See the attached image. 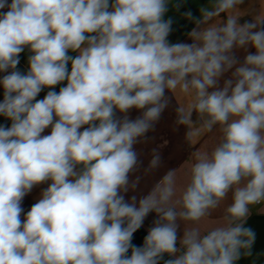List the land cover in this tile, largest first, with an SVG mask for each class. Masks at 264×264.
Instances as JSON below:
<instances>
[{"label":"clouds","instance_id":"obj_1","mask_svg":"<svg viewBox=\"0 0 264 264\" xmlns=\"http://www.w3.org/2000/svg\"><path fill=\"white\" fill-rule=\"evenodd\" d=\"M242 4L184 12L191 42L173 43L172 0H0V264H237L251 254L247 219L264 203V17L241 22ZM177 89L192 102L174 109L176 130L190 143L195 114L216 143L193 153L178 196L175 169L130 196L144 167L136 145L154 139ZM162 162L153 148L145 170ZM221 208L220 223L197 226Z\"/></svg>","mask_w":264,"mask_h":264},{"label":"crops","instance_id":"obj_2","mask_svg":"<svg viewBox=\"0 0 264 264\" xmlns=\"http://www.w3.org/2000/svg\"><path fill=\"white\" fill-rule=\"evenodd\" d=\"M193 1L196 3V10L198 13L195 17L200 15V8L211 7V0ZM236 12L242 16L241 22H243L244 19H251L257 14L264 17V0H244V4L239 5ZM170 18L173 21V31L168 37L169 41L173 43L181 41L190 43L191 41L187 36V33L191 31L194 24L191 21L183 23L180 21V16L176 18L175 15H170ZM225 18L226 14H221L220 17L216 18L215 22H222ZM27 55L28 53L26 51L21 54L20 58L19 67L24 71L27 69ZM2 93L3 89L0 88V100H2ZM44 94L45 93L42 92L40 94V98H42ZM169 96L172 99L168 110H166L159 124L156 126L155 132L149 133V136L154 137V139H151L146 143L136 145V149L141 154V159L144 161V167L140 168L134 174L133 178L138 176L140 179L137 187L128 193L130 196L136 195L139 198L148 195L168 169L176 170L175 181L178 196L180 189L187 180L188 172L193 163V153L211 149L218 138V132L216 130L206 131L202 129L197 117L194 114L192 117L193 136L191 142L189 143L185 139L186 128L184 126H180L179 130H176V126L174 125V109L177 106L187 108L192 102V97L190 95H185L179 89L175 92H170ZM134 115H136L135 112H133V116ZM0 123H6L3 117H0ZM157 147L160 149L163 162L158 169L146 171L145 169L147 168L152 156V149ZM39 192L40 188H35L28 196L25 197L24 208L26 210L29 209L33 203H35V198L38 197ZM221 215L222 208L216 210L212 216L199 222L197 226H199L202 231L207 230L210 227H214L220 223ZM154 217V213L149 214L148 218L145 220L144 227L135 234L134 243H142L143 237L146 235V229L151 224ZM246 226L252 228L255 232V241L251 249V254L246 256L242 255L240 260L237 261V264H264V203L251 207Z\"/></svg>","mask_w":264,"mask_h":264},{"label":"rangeland","instance_id":"obj_3","mask_svg":"<svg viewBox=\"0 0 264 264\" xmlns=\"http://www.w3.org/2000/svg\"><path fill=\"white\" fill-rule=\"evenodd\" d=\"M188 1V2H186ZM186 2V3H185ZM172 3L175 4V3H180L181 4V7L177 10L175 8H173L171 5L169 6V11L168 13L166 14V19L170 17V15H175L176 18L178 16H180V21H182L183 23H186L187 21H189L188 19H186L183 15L184 12L186 11H191L193 16H195L197 13V6H196V3L193 1V0H172ZM168 16V17H167Z\"/></svg>","mask_w":264,"mask_h":264}]
</instances>
